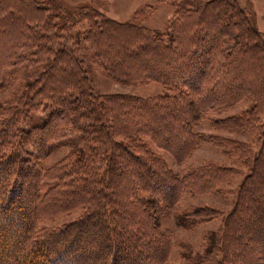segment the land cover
I'll use <instances>...</instances> for the list:
<instances>
[{"label": "trees", "instance_id": "trees-1", "mask_svg": "<svg viewBox=\"0 0 264 264\" xmlns=\"http://www.w3.org/2000/svg\"><path fill=\"white\" fill-rule=\"evenodd\" d=\"M42 1L51 2L0 0V36L13 28L23 40L0 59L3 69H40L0 105V264H166L161 214L237 171L207 164L179 176L150 145L183 161L202 139L224 141L194 132L205 112L246 99L243 111L210 122L257 131L259 153L228 140L250 173L222 232L207 234L203 252L182 264H264V37L251 15L234 0H178L169 26L149 31L93 9L52 16L36 5ZM75 17L88 23L84 42L107 76L157 82L159 94L96 95L74 53L57 46L70 25L64 19ZM60 148L68 149L61 159L40 165ZM218 214L202 205L176 215L194 226Z\"/></svg>", "mask_w": 264, "mask_h": 264}, {"label": "rangeland", "instance_id": "rangeland-1", "mask_svg": "<svg viewBox=\"0 0 264 264\" xmlns=\"http://www.w3.org/2000/svg\"><path fill=\"white\" fill-rule=\"evenodd\" d=\"M11 1V0H10ZM50 4L42 1L36 5L40 8L47 9L49 15L63 17L65 12L76 13L93 9L102 16L121 23H133L149 31H164L174 18L177 7L175 3L178 0H50ZM205 2L208 0H198ZM252 17L254 25L264 37V0H234ZM30 13V12H28ZM70 22L68 29L63 30L64 41L59 42L58 48L62 46L72 51L78 61L82 64L86 71L88 85L96 95H131L142 99H152L161 91V85L157 82L150 81L148 83L126 84L111 79L104 73L102 67L93 62L87 49V43L84 42L83 32L87 28L86 21L77 20L74 24L70 19H64ZM69 24V23H68ZM1 30V29H0ZM8 34L0 36V59L9 60L10 55L18 51V47L23 43L21 37L14 35L15 30L10 28ZM7 38V39H6ZM6 43V44H5ZM0 60L1 77L5 73L6 85L0 88V105L10 101L14 89L26 79H34L40 69L36 65L24 64L18 67L7 66L3 69V63ZM250 100L246 99L238 102L236 105L221 112H205L201 121L193 130L197 133H203L209 137H219L220 140L202 139L191 153L183 161H177L168 151L158 149L153 145L150 147L159 155L166 163V166L179 176L184 175L190 170L200 166L213 164L217 167L232 168L237 173L232 174L227 182L222 183L220 188L203 194H186L178 200L172 207L166 209L160 218V228L167 232L170 241V250L166 264H182L185 259L192 258L198 253H202L206 244V236L210 232L221 233L224 221L233 211L236 203L237 195L241 184L250 173V168L246 167L239 161L235 152H230L231 146L228 140L244 142L251 147L253 154L259 153L260 143L257 131L254 132H238L225 128L214 127L210 118L226 117L235 115L246 109ZM214 136V137H213ZM227 142V143H226ZM67 148H60L49 154L45 159L40 161L43 167L61 159ZM118 167V163L115 164ZM129 170H132L129 168ZM262 170L259 168L258 172ZM260 174L254 176V180L258 181ZM255 200L260 197L255 196ZM207 205L219 212L216 218L205 220L191 226L187 219L179 218L178 212H185L198 206ZM252 207V206H251ZM248 211V210H247ZM249 213V211H248ZM251 215V214H250ZM70 217H64L53 224L58 225L69 220ZM253 217V216H251ZM242 234V233H241ZM257 242V241H256ZM254 243L255 251L258 252V243ZM258 248V249H257ZM256 257V253L254 255ZM260 264V263H257Z\"/></svg>", "mask_w": 264, "mask_h": 264}]
</instances>
